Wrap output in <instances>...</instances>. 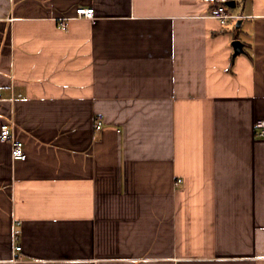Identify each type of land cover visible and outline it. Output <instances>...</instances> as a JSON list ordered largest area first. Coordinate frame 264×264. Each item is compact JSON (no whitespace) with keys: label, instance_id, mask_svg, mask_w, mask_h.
<instances>
[{"label":"crops","instance_id":"0c3cea01","mask_svg":"<svg viewBox=\"0 0 264 264\" xmlns=\"http://www.w3.org/2000/svg\"><path fill=\"white\" fill-rule=\"evenodd\" d=\"M263 116L264 0H0V264H264Z\"/></svg>","mask_w":264,"mask_h":264},{"label":"built area","instance_id":"2783aa9c","mask_svg":"<svg viewBox=\"0 0 264 264\" xmlns=\"http://www.w3.org/2000/svg\"><path fill=\"white\" fill-rule=\"evenodd\" d=\"M76 16L85 19H94V10L91 7H79L75 10ZM210 16L216 19L221 26L227 24L228 20L234 18L224 5H217ZM64 27V26H63ZM103 127V122L100 117L94 118L93 128L95 131H100ZM257 137L264 138V116L256 121L255 124ZM0 142H7L10 144V155L12 160L24 161L26 154L21 141H19L14 133L13 126L9 122H4L0 125ZM181 181L177 180L176 185ZM16 251L20 249L18 245L14 248Z\"/></svg>","mask_w":264,"mask_h":264},{"label":"water","instance_id":"95a60500","mask_svg":"<svg viewBox=\"0 0 264 264\" xmlns=\"http://www.w3.org/2000/svg\"><path fill=\"white\" fill-rule=\"evenodd\" d=\"M224 4H225V6H227L229 8L234 7L233 1H227ZM232 47H233V56L237 55L238 53H240L242 51V43L238 40H234L232 42Z\"/></svg>","mask_w":264,"mask_h":264}]
</instances>
